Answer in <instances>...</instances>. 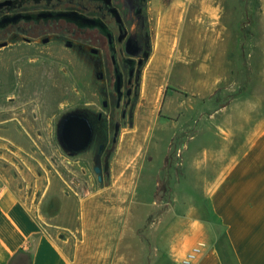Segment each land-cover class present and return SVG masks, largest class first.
Returning a JSON list of instances; mask_svg holds the SVG:
<instances>
[{
    "label": "crops",
    "instance_id": "obj_1",
    "mask_svg": "<svg viewBox=\"0 0 264 264\" xmlns=\"http://www.w3.org/2000/svg\"><path fill=\"white\" fill-rule=\"evenodd\" d=\"M200 1L203 4H196ZM227 1L242 2L214 0V5H207L206 0H170L157 7L137 122L121 130L103 186L93 173L82 170V176H94L97 185L85 187L77 182L70 187L68 175L55 167L45 175L31 167L26 178L25 172L16 173L20 160L0 155V264H148L149 260L152 264L158 241L144 249L141 229L153 206L142 195L155 192L164 160L178 152L181 178L191 185L183 191L184 215L174 222L170 215L175 207L166 208L165 229L172 235L168 250L175 251L178 259L201 241L205 247L200 264H264V71L258 77L261 95L252 89L255 74L250 68L246 77L234 71L242 31L224 22ZM254 11L253 6V17ZM259 13L264 19V4ZM180 18L189 19L182 38ZM248 28L252 34L255 28L264 33V22L261 27L249 22ZM233 33L231 41L224 36ZM245 41L250 66L255 39ZM162 80L170 83L159 101L152 90L161 88ZM243 80L246 89L231 95L228 103H218L224 84L237 86ZM7 84L4 93L13 98L10 80ZM45 105H40L43 111H47ZM59 107V112L65 109L62 102ZM152 112L156 118L148 127ZM144 134L153 136L154 143L137 136ZM69 163L71 168L79 167ZM75 172L72 177L79 178V171ZM148 176L157 181L148 184ZM26 179L38 186L43 179L44 186L37 189L42 188L38 202L31 201ZM177 183L174 202L179 200ZM53 203L57 210L51 214ZM51 224L70 234L56 235Z\"/></svg>",
    "mask_w": 264,
    "mask_h": 264
},
{
    "label": "flooded vegetation",
    "instance_id": "obj_2",
    "mask_svg": "<svg viewBox=\"0 0 264 264\" xmlns=\"http://www.w3.org/2000/svg\"><path fill=\"white\" fill-rule=\"evenodd\" d=\"M149 8L150 0H0V93L8 80L14 91L17 77H36L41 59L71 77L82 100L59 115L79 106L87 117L91 141L72 159L94 175L89 161L100 154L109 174L121 130L136 121L153 47ZM23 58L32 61L29 73L20 71Z\"/></svg>",
    "mask_w": 264,
    "mask_h": 264
},
{
    "label": "rangeland",
    "instance_id": "obj_3",
    "mask_svg": "<svg viewBox=\"0 0 264 264\" xmlns=\"http://www.w3.org/2000/svg\"><path fill=\"white\" fill-rule=\"evenodd\" d=\"M169 1L170 0H150L149 11L150 16L154 17L152 19L153 26L156 25V16L158 12L157 7L161 8L168 4ZM196 4H203V2H196ZM206 4L214 5L215 2L214 0H206ZM263 4L264 1L261 0H242V2L227 1L225 2L227 8L224 13V22L230 24L232 27L239 26L240 32L242 31V33L238 34L240 42L239 45H241L240 49L237 51L239 64L234 66L236 65L234 63L233 69L239 77H246L248 68H250L251 72L255 74V81L252 83V89H254V92L256 91V94L260 95L262 92V82L261 78L258 80V77H262V73L264 71V33H262L261 28H255V33L253 34L249 33L250 28H248V23H253L256 27H261L263 25L264 19H262V15L259 13V11H262ZM247 6L249 7L248 9ZM253 6L255 8L254 17L251 14ZM247 10L248 12H246ZM188 20L189 19L186 21V19L183 18L179 19L178 30L181 38L184 29L189 27ZM224 36L228 37L231 41L235 34H224ZM246 38L255 39V56L254 60H251L250 66H248L247 63ZM29 65H32V61H28L25 58L21 59L19 64L20 71H22V73H29ZM33 65L38 67L34 70V72H36V77H24V75L22 77H17L15 80V82H17V87L13 91L15 94L13 98L10 97L11 94L4 92L0 93V155L11 157V159H16L17 161L20 160V163L18 162V166L16 168L18 169L16 173L20 176L25 172L24 176L28 178L29 174L32 173L31 167L33 169H38L37 173L41 175H45L46 172L49 171L48 169L55 167L59 170L61 169L63 173L68 175L66 178L70 187L73 184L76 185L77 182L79 184L81 183V185L85 187H95L97 184L94 176H82L83 173H81L82 170L86 169L89 175L90 173L93 175L92 172L89 171L88 163L81 159L77 160L66 156L60 150L54 136V121L60 113V103L62 102L63 107L66 108L76 101H81L82 92L78 90L79 92L75 94L76 85L70 83L71 77H64L63 75L58 74L54 67L49 63L44 62L43 59L36 61ZM226 67L230 66L227 65ZM162 82L163 86L161 88H155L152 90V95H155L157 98L159 97V101L162 98L163 89L166 84L170 83L166 80H162ZM246 84L247 82H245V80L237 83V86L236 83L224 84L221 89L223 93L219 98L218 103H228L232 98L231 95L233 96L235 93H240L243 89H246ZM173 87L174 85H172V88ZM77 88L79 89V87ZM45 102L48 104L45 105L47 106L45 108L47 111H43L44 108L42 109V106H40L41 104H45ZM154 102L156 103V100ZM154 106L150 108L152 111L155 109ZM39 109H41L42 112H39ZM155 118V112H152L147 120L146 126H151V124L154 123ZM165 129H167V127H165ZM145 134L143 136H137L141 139L144 138L145 140L150 138V142L154 143V139H152L153 136L150 137L149 134ZM132 136H135V134L132 133ZM35 140H40L41 143H44V145H35ZM151 147L152 146L149 145V148ZM178 153H175V158L171 156L172 160L169 158H167L168 160L166 161L164 160V168L160 173L161 176L159 177V185L157 186L155 192H151L149 194L144 193L142 195V198L153 206V208L149 211L150 214L148 215L147 223L141 229V233L143 234L142 236H144V249L149 250L151 243H153V241L154 243L158 241V253H155V250L153 249L152 254H154V257L152 264H176L177 260L175 251H171L170 249L168 250L166 247L168 244L167 241L170 239L169 237L172 236L167 234L165 229L167 227L166 208L170 206L175 207V211L170 215V218L174 222L180 218L179 216L184 215L186 210L182 207V203L185 198L183 191H186V187L190 189L191 185L189 180L186 183L187 179L181 178ZM171 154L174 153L172 152ZM152 155L153 154H150V156ZM160 155L164 156V159H166L164 151H162ZM26 159H30L29 161L31 162H28ZM55 159L58 160V163L54 162ZM68 161L78 163L79 167L75 165L71 168ZM3 164L7 165L8 162L4 161ZM22 169L23 171L19 172ZM76 170L79 171V178L72 177V173H76ZM152 180L155 181L156 178L148 176L146 182L152 185ZM176 183L177 185L175 186V191L179 200L174 202L175 196L173 193V186ZM24 184L26 185L27 193L31 196V201L38 202L41 195L39 192L42 188H39L38 191L37 189L39 186H44L43 179L39 183V186L38 184L35 185L33 179L24 180ZM31 194H33V196ZM49 210L51 214L56 212L57 209L54 203L51 205ZM34 212L38 215L40 210L37 209ZM142 212L146 213L148 211L143 210ZM52 224H54V222ZM52 224L50 228L56 235L62 237L70 234L68 229H63L61 226H54ZM154 229H158V231H155V233L152 232ZM176 230L174 229V231ZM156 236L158 238L157 240L154 239ZM148 264H151L150 260Z\"/></svg>",
    "mask_w": 264,
    "mask_h": 264
},
{
    "label": "water",
    "instance_id": "obj_4",
    "mask_svg": "<svg viewBox=\"0 0 264 264\" xmlns=\"http://www.w3.org/2000/svg\"><path fill=\"white\" fill-rule=\"evenodd\" d=\"M54 136L62 152L71 158H75L89 145L92 127L85 114L77 106L64 111L55 118ZM89 163L97 177L99 186H103L104 174L100 154Z\"/></svg>",
    "mask_w": 264,
    "mask_h": 264
},
{
    "label": "built area",
    "instance_id": "obj_5",
    "mask_svg": "<svg viewBox=\"0 0 264 264\" xmlns=\"http://www.w3.org/2000/svg\"><path fill=\"white\" fill-rule=\"evenodd\" d=\"M205 243L197 242L176 260V264H200L199 260L204 251Z\"/></svg>",
    "mask_w": 264,
    "mask_h": 264
}]
</instances>
